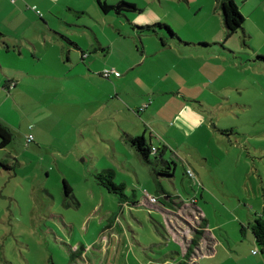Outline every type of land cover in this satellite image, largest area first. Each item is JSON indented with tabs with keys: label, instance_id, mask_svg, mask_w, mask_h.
I'll list each match as a JSON object with an SVG mask.
<instances>
[{
	"label": "rangeland",
	"instance_id": "rangeland-1",
	"mask_svg": "<svg viewBox=\"0 0 264 264\" xmlns=\"http://www.w3.org/2000/svg\"><path fill=\"white\" fill-rule=\"evenodd\" d=\"M131 1L141 11L129 22L165 24L188 44L163 46L155 33L141 44L126 21L118 36L116 14L98 7L100 15L65 26L78 46L74 67L59 66L57 50L40 64L0 57L17 83L9 93L0 86V123L13 134L0 147V264H264L249 226L264 194V0H234L244 23L228 37L217 0ZM94 36L111 46L108 56L135 58L133 69L83 74L82 57L102 59ZM122 131L144 134L168 164L153 154L142 160ZM95 164L115 171L133 204L102 188V199L75 195L77 207L61 205L63 179L80 194L88 185L99 189L89 173ZM143 190L158 196L157 208L143 204ZM97 204V225L83 231L80 221ZM107 212L121 227L108 250L109 225L98 222ZM53 213L74 221L71 239ZM199 231L207 241L192 247ZM77 241L84 248H73Z\"/></svg>",
	"mask_w": 264,
	"mask_h": 264
},
{
	"label": "crops",
	"instance_id": "crops-1",
	"mask_svg": "<svg viewBox=\"0 0 264 264\" xmlns=\"http://www.w3.org/2000/svg\"><path fill=\"white\" fill-rule=\"evenodd\" d=\"M87 1H90V2H87ZM101 1H104L110 5H117L121 2L135 4V2L131 0H101ZM92 5L95 7V10L93 13L90 10ZM135 5L137 6V4ZM35 10H40V14H37ZM99 11H101L100 8H99ZM99 11H98L97 0H14L13 2H11L10 0H0V57L4 56L5 54L12 53L13 56L16 58H19L22 60L23 59L28 60L25 63L35 62L37 64H40L41 62L40 57L42 54L50 52L52 50H57L58 51V54L56 55L57 64L62 67L67 66L69 68H72L76 65L74 64L75 62H73L72 54H73V51L76 52V49L78 48V46L76 42L72 41V38L69 35H65L66 34L65 26L68 28H73L72 25L76 19H83L84 17H87V16L88 18L94 17L95 14H99ZM101 13L107 16L110 13L116 14V19L118 21H116L117 25H115V30L117 31L118 36H121L123 34L120 28L121 26H126V24H124L123 22L126 21L128 23L130 21L128 14L134 13V12H126L123 14L121 13L118 14V12L116 13L114 11H109L107 13H103L101 11ZM71 15H72V21L67 20V18ZM136 23L137 22H133V23L129 22V24L131 25L130 31L134 37L136 36L132 28H133V25H136ZM146 25H151V24H146ZM87 27L91 28L92 26L87 25ZM146 35H149V34H146V33L141 34L140 38H138L141 44H142L141 37L146 36ZM65 42L67 43L66 45H65ZM94 43L92 45L93 52L101 56L102 59H100L98 56L95 55L97 59L93 60L92 63H86L85 58L87 56L82 57L83 63L80 66L82 68L83 74H86L85 68H87V74L91 75V73L95 71L96 69H98L97 71H99L103 67H107V66H110V68H114V69H121V73L123 71L122 70L123 68H126L129 71V70H132L133 67L135 66L134 61H137V60H135V58L129 57L127 53H119L116 56L111 54L110 56H108V53L110 52L112 53L111 46L105 47V45L99 39L98 36H94ZM46 46H49V47L48 49H45L44 51V48ZM72 47L76 49H71ZM142 48L144 49V46H142ZM65 54L67 55L66 61H65ZM145 56H146V52H145ZM138 60H142V62L144 61L142 58H139ZM15 71L21 74L19 75L21 79L27 78L26 77L27 74L25 73L24 70L16 69ZM100 75L98 74V78L103 77L102 75L101 76ZM109 77L110 76H108L107 78ZM114 77H117V76H114ZM11 81L15 82L14 88H12V90H14L15 87H17L16 81L14 80L13 77H11L10 75H7L6 71H4V68L1 67L0 65V86L2 90L9 93V91H11L10 90L11 88L9 87V84ZM11 94L12 93H10V95ZM147 113L148 112L146 110L143 111V114H147ZM138 114L139 116H141L142 113H138ZM127 135L128 136H141L144 138L146 142V138H145L146 136L144 134L143 135L142 134L131 135L128 132L122 131V136L130 143L129 138H126ZM80 136L84 139L86 138L83 132L80 133ZM34 139L35 137L33 136L32 141H34ZM147 145L149 149L155 148L151 144H147ZM132 147L135 149L134 146ZM135 151L137 152L136 149ZM156 153H158L157 149L155 153L151 152L150 154L155 155ZM142 160L144 159L142 158ZM95 165L92 167V169L89 172L90 175L92 176L94 175V172L96 170L103 169ZM80 176L84 177L82 172ZM98 188L99 189L94 190L90 185H88L85 189L84 188L80 189L81 194L80 192L78 193L77 191H74V194L77 197L78 195L79 196L82 195L88 199H93L96 196L102 199L104 190L100 188L99 186ZM72 189H74V187H72ZM118 202H119V199H118ZM143 204H145L146 206L157 208L156 205L148 204L145 202H143ZM61 205L64 207H67L63 204V201ZM159 208L161 207H158V209ZM97 211H98V204L95 205L93 208L89 209L87 212H85L83 216L84 217L83 220L80 221V228L83 231L86 229V232H88L89 227L92 224V222H95V225H97V222L95 219L97 216ZM52 216L55 219V221L61 225L63 230H65L66 233H69V235H71L69 236V238L71 239L73 236L72 230L75 225L74 221H71V222L69 221L68 223H65L64 219L67 221V217L65 216L64 213L63 214L53 213ZM115 218H116V214L114 212L112 213L107 212L105 215L101 216L98 221V222H101L102 220H105L109 225V228L107 229L108 234L104 236L103 238L104 240L102 242L106 250L110 249L114 243H119L120 238H121L120 234L118 233L121 227L118 226V223ZM101 236H100V241H102ZM203 240L207 241L206 236L201 237L200 239L201 242L199 243L198 248H201L203 244H205ZM85 243L89 247L90 244L87 242ZM78 246L80 248H84V244L82 242L77 241L72 244L73 248H76ZM165 261L168 262L170 260L166 259Z\"/></svg>",
	"mask_w": 264,
	"mask_h": 264
},
{
	"label": "trees",
	"instance_id": "trees-1",
	"mask_svg": "<svg viewBox=\"0 0 264 264\" xmlns=\"http://www.w3.org/2000/svg\"><path fill=\"white\" fill-rule=\"evenodd\" d=\"M10 1L13 2L14 0L13 1L10 0ZM217 2H218V6L221 9V14H222V18H223V23H224V28H225L224 30H225L226 37L233 35L234 33H236L240 29H243L244 17L239 12L235 1L234 0H217ZM123 4L126 5L128 8H125V7L116 8L117 6L123 5ZM97 5L103 13H107L109 11H114L116 13L118 12V14H120V13L123 14L126 12H140L141 11L135 4L126 3V2H121L117 5H110L104 1L97 0ZM35 12L37 14H40V10H35ZM132 30L135 33V36L137 38H140V35L144 34V33H146V34L155 33L156 35H158L159 42L163 46H165L169 42L170 39L177 40V41H175V43L178 45H181V43H183L184 45L188 44L187 42L181 40V38L178 35L174 34L169 26L162 24V23H159V22L155 23V24H151V25H144V26L133 25ZM114 76H117V75H114ZM14 85H13V87H14ZM9 87H10V84H9ZM13 87H10V88H13ZM143 109H144V107H140L137 110V112H140ZM12 138H13V134H12L11 130L6 125L0 123V147H6L8 144H10V142L12 141ZM126 138H129L131 145L135 147L138 154L144 159V161L150 163L148 155L151 152L155 153L156 149L155 148L149 149L144 138L141 136H128L127 135ZM157 154L158 153H156L153 156L156 157ZM159 160L168 164L162 158L161 155L159 156V159H158V157L155 158V162H158ZM154 171H155V169H154ZM156 172H158V171H156ZM114 174H115V171L113 169H111V168L106 169L105 168V169L96 170L94 172L93 177H94V180H95L97 186H99L100 188H103L107 192L117 196L120 203H132L133 204L134 202L128 201V196L124 194V186L122 184L117 185L114 182V178H113ZM62 182H63V190H64L63 204L67 207H69V206L77 207L79 202H78V200L74 194L73 189L66 182L65 179H63ZM160 189L163 193H165V190L162 188V186L160 187ZM152 196H154L156 198V202H149L145 197V203L155 205L158 202V196L157 195H152ZM249 226L251 228V231H252V234H253V237H254L256 243L262 249H264V194H263L262 209H261L260 213L255 218H253V220L249 223ZM203 235L205 236V234H203ZM201 237H202L201 231L194 233L193 238L191 239L192 247H194V246L196 248L199 247V243L201 242L200 241ZM203 242L205 243L204 240H203ZM186 254L189 256L190 251H186Z\"/></svg>",
	"mask_w": 264,
	"mask_h": 264
},
{
	"label": "built area",
	"instance_id": "built-area-1",
	"mask_svg": "<svg viewBox=\"0 0 264 264\" xmlns=\"http://www.w3.org/2000/svg\"><path fill=\"white\" fill-rule=\"evenodd\" d=\"M13 1V0H12ZM110 74H113V75H118V72L116 71V69L114 68H111V69H105L101 75L104 76V77H108ZM14 85V82H11L10 83V87H13ZM33 140V136L32 134H29L27 137H26V142H31ZM143 194L145 195L146 199L149 201V202H156V198L152 195H150L146 190H143ZM254 252V251H253Z\"/></svg>",
	"mask_w": 264,
	"mask_h": 264
},
{
	"label": "water",
	"instance_id": "water-1",
	"mask_svg": "<svg viewBox=\"0 0 264 264\" xmlns=\"http://www.w3.org/2000/svg\"><path fill=\"white\" fill-rule=\"evenodd\" d=\"M120 7H125V8H128L126 5H119V6H117L116 8H120Z\"/></svg>",
	"mask_w": 264,
	"mask_h": 264
}]
</instances>
